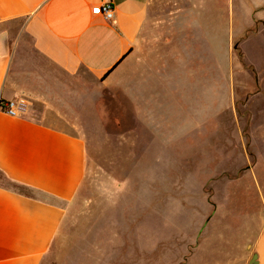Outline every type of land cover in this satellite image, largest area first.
Returning a JSON list of instances; mask_svg holds the SVG:
<instances>
[{"label": "crops", "instance_id": "0c3cea01", "mask_svg": "<svg viewBox=\"0 0 264 264\" xmlns=\"http://www.w3.org/2000/svg\"><path fill=\"white\" fill-rule=\"evenodd\" d=\"M105 2L111 20L92 12ZM209 8L203 0H0V101L27 103L23 117L0 110V174L48 197L0 185V264H42L83 182L79 108L99 99L83 92V73L131 105L138 138L146 127L167 149L210 120L227 136L226 113L239 99L227 100L224 30ZM15 23L18 35L8 29ZM240 204L233 232L219 227L217 243L198 245L201 264H249L253 254L264 264L261 184Z\"/></svg>", "mask_w": 264, "mask_h": 264}, {"label": "rangeland", "instance_id": "374dc122", "mask_svg": "<svg viewBox=\"0 0 264 264\" xmlns=\"http://www.w3.org/2000/svg\"><path fill=\"white\" fill-rule=\"evenodd\" d=\"M203 2L224 30L227 100L239 99L226 113L227 136L210 120L167 149L146 127L138 138L131 105L83 73V92L99 97L95 107L78 106L85 175L42 264H201L198 245L217 243L219 227L233 232L244 191L264 190V0Z\"/></svg>", "mask_w": 264, "mask_h": 264}, {"label": "built area", "instance_id": "2783aa9c", "mask_svg": "<svg viewBox=\"0 0 264 264\" xmlns=\"http://www.w3.org/2000/svg\"><path fill=\"white\" fill-rule=\"evenodd\" d=\"M94 14H98L106 20H111L114 15V8L111 2H105L92 8ZM0 110L12 117H23L27 113V103L23 99L0 101Z\"/></svg>", "mask_w": 264, "mask_h": 264}, {"label": "trees", "instance_id": "16d2710c", "mask_svg": "<svg viewBox=\"0 0 264 264\" xmlns=\"http://www.w3.org/2000/svg\"><path fill=\"white\" fill-rule=\"evenodd\" d=\"M4 179L6 180L7 184L0 183L1 186L11 189L12 191H15L20 194L29 195L25 190H31V189L27 188L25 185L19 184L17 182H13L7 178Z\"/></svg>", "mask_w": 264, "mask_h": 264}, {"label": "water", "instance_id": "95a60500", "mask_svg": "<svg viewBox=\"0 0 264 264\" xmlns=\"http://www.w3.org/2000/svg\"><path fill=\"white\" fill-rule=\"evenodd\" d=\"M257 258V254H253L251 261L249 264H255V259Z\"/></svg>", "mask_w": 264, "mask_h": 264}]
</instances>
